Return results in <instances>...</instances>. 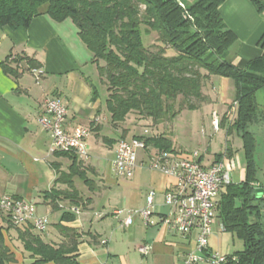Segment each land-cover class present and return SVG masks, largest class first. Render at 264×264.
<instances>
[{
  "label": "trees",
  "instance_id": "trees-1",
  "mask_svg": "<svg viewBox=\"0 0 264 264\" xmlns=\"http://www.w3.org/2000/svg\"><path fill=\"white\" fill-rule=\"evenodd\" d=\"M226 1L199 0L188 6L184 0H0V28L28 29L45 5L52 20L71 19L107 88V110L116 126L131 116L158 126L171 123L184 110H198L209 100L206 88L212 77L232 81L236 114L232 122L224 116L221 127L227 130V137L236 133L242 140L245 178L221 190L216 212L225 231L243 241L244 249L235 254L238 264H264V183L257 177V142L251 131L253 126L264 124V109L259 108L256 98L258 91H264V55L244 69L233 64L230 55L237 38L220 14ZM249 1L258 13H264L263 0ZM155 35L156 43L147 45V39ZM2 67L18 79L27 69L41 64L33 57L10 56ZM98 95L92 86V99L96 101ZM135 139L159 151L177 152L164 134ZM225 152L228 157L234 155L229 140ZM56 155L71 160L69 174L58 180L69 190H52L45 198L53 208L63 200L80 208L84 199L74 188V179L86 185L91 181L77 156ZM223 155H218V160ZM75 216L70 211L63 213L56 226L58 242L47 241L31 222L7 228L0 225V264L16 263V255L7 245V239L13 238L30 264H80L79 246L84 236L91 234L62 224L74 221Z\"/></svg>",
  "mask_w": 264,
  "mask_h": 264
},
{
  "label": "crops",
  "instance_id": "crops-1",
  "mask_svg": "<svg viewBox=\"0 0 264 264\" xmlns=\"http://www.w3.org/2000/svg\"><path fill=\"white\" fill-rule=\"evenodd\" d=\"M220 14L237 38L230 55L235 66L244 69L249 62L264 55V13H258L249 0H227L220 7ZM10 56L33 57L41 67L27 69L15 79L7 75L2 67ZM92 60L93 56L81 40L76 24L71 19L62 22L52 20L47 5L40 9L28 29L0 28V197L8 195L30 201L35 204L39 216H48L49 220L54 218L43 234L51 242L59 241L56 226L61 222L63 213L71 207L79 209L80 214H75L74 221L62 224L91 234L85 235L79 246L80 264H180L195 247V232L185 238L160 226L146 227L139 217L133 226L126 227L124 216H114L116 210L144 208L147 195L152 191L156 192L154 213L157 216L166 214L169 209L164 205V194L173 184V179L151 169L148 151L138 150L141 152L140 158L137 156L138 167L133 177L127 178V193L123 197L118 190L114 191L116 179H121L112 169L118 142L131 141L136 136L145 135V131L133 133V126L128 121L116 126L108 110L104 112L105 106L93 77L97 75L99 82L103 83L98 72L93 73L94 70L89 68ZM92 86L99 94L96 101L92 99ZM209 87L206 90L209 100L200 110L210 109L212 124L214 112L220 119L226 116L235 101V88L232 81L216 76L212 77ZM260 91L263 94L258 103L257 92V103L264 105V91ZM55 97L67 107V131L77 126L91 131L89 157L80 159L91 182L79 187L77 177L74 179V188L84 199L80 208L73 206L70 200L59 201L58 208H53L45 198L52 190H69L65 182L58 180L62 175L69 174L72 164L68 157L56 155L52 135L39 122L45 114V101ZM222 130L215 132L212 128L211 141ZM153 135L149 133V136ZM224 152L214 159L203 153L201 162L210 167ZM228 158L232 162L234 155ZM141 164L145 166L141 167ZM232 177L233 183H241L245 178V167L240 166L238 171L233 167ZM121 197L127 209L119 208L118 198ZM218 220L219 224L216 221L213 226L210 248L235 256L239 251L230 253L224 234L227 232L221 219ZM9 224L0 214V225L7 228ZM51 225L55 226L53 232L49 231ZM7 245L10 246L8 241ZM146 245L152 251L150 255L143 256L138 250ZM12 251L16 255V263L23 259L21 252L19 256Z\"/></svg>",
  "mask_w": 264,
  "mask_h": 264
},
{
  "label": "built area",
  "instance_id": "built-area-1",
  "mask_svg": "<svg viewBox=\"0 0 264 264\" xmlns=\"http://www.w3.org/2000/svg\"><path fill=\"white\" fill-rule=\"evenodd\" d=\"M36 72V71H34ZM45 114L39 122L42 128L52 135L53 148L56 152L69 153L81 160L89 157L88 139L90 129L82 126L72 131L66 130L68 110L59 98L45 101ZM237 102L234 103L226 117L230 119L236 113ZM212 126L218 132L221 119L217 112L213 113ZM145 131V135H149ZM138 150H146L150 157L149 167L160 171L173 179V184L164 194V205L169 211L157 216L154 213L156 192L147 195L146 206L138 210H116L114 216L121 218L126 227L135 224L139 217L146 227H163L183 237L196 233L195 247L180 264H238L236 256H227L210 248V238L216 221V202L221 190L233 183L232 162L224 152L223 158L204 166L201 153L159 151L146 146L143 140H120L117 145L116 157L112 162V169L116 175L132 178L137 164ZM144 167V164L140 165ZM3 215L13 226H23L31 222L35 230L41 234L48 231L50 220L48 216H39L35 204L13 196H2ZM68 211L79 215L80 210L74 207ZM106 242H103L105 244ZM139 253L143 256L151 254L149 245L141 246Z\"/></svg>",
  "mask_w": 264,
  "mask_h": 264
},
{
  "label": "rangeland",
  "instance_id": "rangeland-1",
  "mask_svg": "<svg viewBox=\"0 0 264 264\" xmlns=\"http://www.w3.org/2000/svg\"><path fill=\"white\" fill-rule=\"evenodd\" d=\"M198 1L199 0H184V3L188 6H192ZM156 39H157L156 35L148 38L146 41L147 45L156 43ZM168 54L171 55L172 52L169 51ZM103 64H104L103 62L100 63V65H103ZM89 68H92L94 70L93 73L97 71L99 75L98 67L96 64L92 63V66L90 65ZM93 78H94L93 83L97 86V89L101 95V100L103 101L104 106H105V109L103 110L104 112H107V105H106V98H105L106 89L101 84V82H99L97 75L96 77H93ZM208 87L209 85L206 88L207 91L208 89H210V87L209 88ZM262 94L263 93L261 91L258 92V103H260ZM234 103L235 101L230 106L229 111L234 106ZM198 105L200 106V104ZM202 106L203 105H201L198 110H184L181 114H179V116L173 122L171 123L167 122L159 126L153 125L148 120H139L134 116H131L128 122L131 126H133L132 127L133 133L136 132V134H140L141 132H144L148 129L150 130L151 134H154V135L164 134L172 139L175 149L177 148L178 150H182L185 152L199 151L201 154L208 153L211 159H214L217 154L223 152L226 149V144H227L226 140L228 138L234 149V158L232 161L233 167L237 171L240 169V166L244 168L245 167V156H244V151L242 149L243 147L242 140L237 136L236 133H234L230 137H227V130L224 129L216 136L215 139L211 141L212 128H213L211 124V112H210V109L200 110ZM259 108L261 110L264 109V105L259 104ZM231 111L233 112V110ZM235 114L236 113L234 112L233 116L229 119V122L233 121ZM221 128L222 127L220 126V129ZM251 131L254 133L256 142H257V150H256V161H257V166H258L257 177L261 183H264V124L252 127ZM140 154L141 152H138L139 158H140ZM120 178L121 179H118V180L116 179V182L114 184V191L118 190V192H120L122 196L124 197L125 194L127 193L126 188L128 187V180L126 177H120ZM76 184H78L79 187H82L84 186L85 183L81 181V179L77 178ZM118 200L120 201L119 208L127 209V206H126L127 204L123 202L124 200H122V197L118 198ZM50 221L53 223L54 218L51 217ZM216 221H217V224H219L217 215H216ZM54 229H55V226L51 225L49 231L53 232L52 230ZM224 234L226 235L227 244L229 246L228 249L231 254H234L236 251H240L244 248L243 241L239 239L237 236L233 235L230 232H227V233L224 232ZM7 241L10 244L9 247L11 248V250L13 249L20 256V252H21L20 243L15 238H13V240L7 239ZM15 264H30V262L27 260H24L23 258Z\"/></svg>",
  "mask_w": 264,
  "mask_h": 264
},
{
  "label": "bare ground",
  "instance_id": "bare-ground-1",
  "mask_svg": "<svg viewBox=\"0 0 264 264\" xmlns=\"http://www.w3.org/2000/svg\"><path fill=\"white\" fill-rule=\"evenodd\" d=\"M0 211H3V204L1 203V198H0Z\"/></svg>",
  "mask_w": 264,
  "mask_h": 264
}]
</instances>
